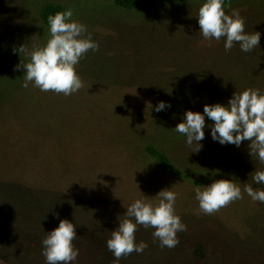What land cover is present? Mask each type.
Returning a JSON list of instances; mask_svg holds the SVG:
<instances>
[{
	"label": "rangeland",
	"instance_id": "1",
	"mask_svg": "<svg viewBox=\"0 0 264 264\" xmlns=\"http://www.w3.org/2000/svg\"><path fill=\"white\" fill-rule=\"evenodd\" d=\"M115 1L0 0V264H46L41 242L63 219L76 226L73 264H114L106 242L117 217L137 199L156 204L165 189L177 193L175 214L186 225L179 243L162 248L154 229L138 226L136 242L148 247L118 264H264V203L243 191L245 183L264 185L252 180L256 163L245 142L214 141L207 117L198 152L174 130L186 111L227 106L221 81L259 75L246 69L264 60V0L224 3L226 14L245 18L247 33L260 32V47L249 53L203 38L198 10L206 0L145 11ZM54 4L71 9L99 46L76 66L84 86L69 96L33 82L24 88L25 69L15 70L29 59L21 46L31 51L50 38L41 11ZM160 102L171 106L157 112ZM148 147L176 173L164 171ZM219 179L233 180L243 198L205 214L196 189Z\"/></svg>",
	"mask_w": 264,
	"mask_h": 264
},
{
	"label": "clouds",
	"instance_id": "2",
	"mask_svg": "<svg viewBox=\"0 0 264 264\" xmlns=\"http://www.w3.org/2000/svg\"><path fill=\"white\" fill-rule=\"evenodd\" d=\"M47 20L50 38L44 46L34 47L31 51L21 46L19 54L24 53L29 59L26 63L20 61L15 70L25 69L24 88L33 82V86L42 92L69 96L84 86L76 66L89 50L98 51L99 46L93 41L91 33L85 35L86 26L73 19L71 9L56 12ZM198 24L206 41L224 38L226 52L235 44H239L240 50L245 53L260 47V32L247 33L245 18L238 10H233L231 15L226 14L224 0H206L198 10ZM170 106L160 102L155 111ZM205 117L214 122L211 126L214 141L237 147L243 141H249V155L264 165V93L260 89L235 92L227 106L220 103L205 105L203 114L186 111L183 122L178 123L174 130L186 137L187 146H197L195 152L201 149L199 142L205 138ZM251 175L255 184H264V169H256ZM243 191L253 201L264 203V190H254L245 183ZM157 197L156 204L137 199L127 208L125 215L117 217L119 227L110 232L106 242L107 249L113 253L114 264L133 252L142 254L148 247L144 241L136 242L138 226L154 229L153 238L159 241L162 248H174L179 243L177 234L187 229L175 214L177 193L165 189ZM195 198L200 210L211 215L243 197L241 187L233 180L219 179L203 190L197 188ZM76 239V226L67 219L60 220L59 226L48 232L41 242V255L45 257L46 264H73L77 261L79 249L73 244Z\"/></svg>",
	"mask_w": 264,
	"mask_h": 264
},
{
	"label": "trees",
	"instance_id": "3",
	"mask_svg": "<svg viewBox=\"0 0 264 264\" xmlns=\"http://www.w3.org/2000/svg\"><path fill=\"white\" fill-rule=\"evenodd\" d=\"M191 0H116L115 4L117 7L125 10H138V11H145L148 8L151 7V5L155 3H167L172 5H178V4H185L188 3ZM235 0H224V3L228 2H234ZM66 11V8L62 5H47L45 6L41 11V18L45 26L49 27L48 24V16L54 15L56 12H64ZM237 70V72L241 73L240 68L234 69V71ZM246 71L253 72L256 71L259 73V75L248 78L247 76L240 75L238 78H231L229 81L224 83L221 81L220 88L223 90V87L225 88V93H227L228 98H222L224 102L229 101L235 92H242L243 90H246L248 88L252 89H260L262 93H264V60L260 62L259 65H257V69H249L247 68ZM247 73V72H242ZM245 142V150H247V154L249 153V141H243V144ZM243 147H241V150ZM147 152L154 157L159 163L161 168L164 171L171 172L172 174L176 173V170L174 169L172 163L170 162L169 158L156 150L155 148L148 147ZM250 160L256 163V169H264V165L260 164L258 159L256 157H251ZM263 186L264 184H258V186Z\"/></svg>",
	"mask_w": 264,
	"mask_h": 264
}]
</instances>
